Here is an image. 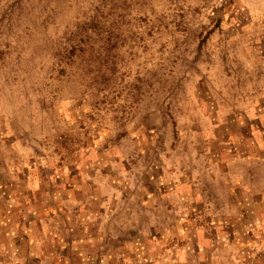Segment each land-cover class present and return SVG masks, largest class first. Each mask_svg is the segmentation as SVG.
Returning <instances> with one entry per match:
<instances>
[{
    "label": "clouds",
    "instance_id": "9594fccd",
    "mask_svg": "<svg viewBox=\"0 0 264 264\" xmlns=\"http://www.w3.org/2000/svg\"><path fill=\"white\" fill-rule=\"evenodd\" d=\"M0 264H264V0H0Z\"/></svg>",
    "mask_w": 264,
    "mask_h": 264
}]
</instances>
